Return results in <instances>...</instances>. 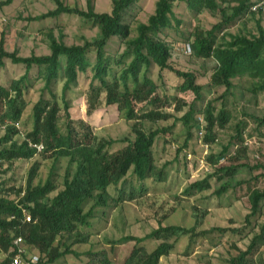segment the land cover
<instances>
[{
	"label": "trees",
	"instance_id": "obj_1",
	"mask_svg": "<svg viewBox=\"0 0 264 264\" xmlns=\"http://www.w3.org/2000/svg\"><path fill=\"white\" fill-rule=\"evenodd\" d=\"M15 0H0V10L9 7ZM55 3L54 10L40 16L29 18V21H40L47 18H57L60 15H76L88 21L92 27L99 30V37L93 41H85L82 45L66 46L61 39L48 36L50 54L22 57L16 49L9 52L5 49L6 36H0V71L5 68V60L13 65H23L25 72L14 78H6L0 83V167L6 164L11 168L16 160H30L36 156L41 160H52L53 166L60 158H67L69 166L62 180V188L58 190L53 170L50 171L44 183H35L38 178L41 161L36 160L30 166L23 185L18 188H6L5 182H0V254L4 256L0 264H10L14 252L13 240L20 237L27 248L22 256H30L28 252L39 256L41 264H53L66 255L89 257L88 264H111L105 251L77 252L73 244L81 233L94 232L95 223L106 216L108 209H114L124 201V197L135 198L134 191L146 193V181L164 182L167 178L165 169L168 164L158 168L153 154L154 142L160 134H170L174 123L187 125V137L183 143L187 146L192 132L200 128L198 117L203 118L205 135L203 143L210 146L214 142L215 127L224 128L230 120V114L223 105L218 112L213 101L205 104L195 119L193 103L185 104L180 98L171 101L166 95H159L158 84L150 77L153 66L158 69V77L163 80V72L172 73L179 80L175 86L179 93L191 92L194 102L202 99L203 87L197 83L192 72L174 68L169 60L171 47L163 41L160 35L180 21L174 15V8L184 4L194 16L204 10L218 12L221 20L210 30H196L188 42L190 53L202 59L212 58L215 63L211 75L213 87H223L224 95L231 89V81L237 77L248 76L256 80V90L264 92V28L261 19H255L256 34L223 33L231 23L246 16L256 18L258 13L251 11L256 0H235L236 5L230 8V13L216 4V0H156L153 13L146 23L136 27V35L131 38V30L124 23L125 13L138 3L139 0H111L109 13H98L89 5L86 10L69 7L61 0H51ZM262 13V12H261ZM221 33L220 41L216 36ZM118 40L120 48L116 52L107 51L110 43ZM119 49H122L120 52ZM93 55V61L90 56ZM80 75L89 80V93L86 99L87 113L91 114L96 107L95 101L104 94V105L115 106L125 120L132 122L133 138L125 137L120 140L96 141L92 132L84 130L77 135L71 128L69 105L65 101V93L76 85ZM8 79V80H7ZM42 81L43 88L40 98L31 110L32 127L21 134L18 125L24 110L29 105L27 95L33 88L34 82ZM61 81L63 111L66 123L58 125L60 107L57 97L52 92L53 83ZM47 93L49 98L43 94ZM174 105V112L187 110L179 119L165 112L167 104ZM145 104L138 113L136 106ZM150 109H146V107ZM173 119L169 127L155 128L153 125L160 121ZM259 125L264 124V113L256 119ZM147 123V125H146ZM246 123L236 125L235 140L241 144L244 140L243 129ZM86 129V128H85ZM21 136V137H20ZM123 145L114 152L110 148ZM32 145H41L38 151ZM230 143L222 147L219 157L209 154L207 160L213 166V172L202 180L193 182L185 188L184 193L201 192L210 189V180L218 181L225 177L231 178L237 172V166H219L218 158L225 157ZM242 147L241 150H245ZM75 163V168L71 165ZM131 172V173H129ZM1 173V172H0ZM131 176L137 186H131L134 191L126 193V178ZM120 186V187H119ZM222 186L214 193L223 195L228 190ZM114 188L117 196L110 194ZM131 189V190H132ZM56 191V194L51 196ZM127 194V195H126ZM51 196V197H50ZM264 192L253 190L249 195L250 210L245 216L243 227H252L261 218V202ZM29 217V221L26 218ZM244 228H220L197 231L195 226L183 228L180 226H162L143 236H123L113 242L115 245L133 243V247L121 264H159L175 248V243L181 237L191 241L207 238L214 233H242ZM82 237V236H81ZM74 238V239H73ZM73 239V240H72ZM173 241L171 242V240ZM72 240V241H71ZM148 240L160 241L148 252L143 243ZM264 243V224L258 234H255L245 249L233 244V254H229L227 264H258L254 257L259 246ZM232 245V244H231Z\"/></svg>",
	"mask_w": 264,
	"mask_h": 264
},
{
	"label": "rangeland",
	"instance_id": "obj_2",
	"mask_svg": "<svg viewBox=\"0 0 264 264\" xmlns=\"http://www.w3.org/2000/svg\"><path fill=\"white\" fill-rule=\"evenodd\" d=\"M69 7H76L86 10L89 5L98 13H109L111 10V0H61ZM156 0H139L124 15V23L128 24L131 30V38L136 35V27L140 23H146L148 17L153 13ZM217 6L230 13V8L236 5L235 0H216ZM55 3L51 0H15L9 7L0 10V36H6L5 49L9 52L17 50L18 55L27 57L32 54L43 56L50 54L48 48V36L51 34L56 39H62L66 46L82 45L85 41H93L99 37V30L76 15L63 14L57 18H47L40 21H29V18L40 16L46 12L54 10ZM174 15L180 21V25L172 22V27L160 35L161 39L171 47L170 64L181 71L192 72L196 76L197 83L202 89V99L194 102V95L191 92L179 93L176 85L179 82L175 76L168 72H163V80L158 77V69L153 66L150 77L158 84L159 95H166L174 102V98L182 99L185 104L193 103L196 114L204 108L205 104L213 101L216 112L225 106L230 114L229 122L224 128L215 127L214 142L210 144L208 152L199 145L196 138V131L192 132L191 139L187 146L183 143L187 137V125L181 122L160 121L153 125L155 128L169 127L174 123L170 134H160L154 142L153 154L158 168L165 163L168 164L165 172L167 178L164 182L146 181V193L130 189L137 186V182L129 175L126 178V193L134 191L135 198L129 199L125 196L114 209L106 210V216L95 223L92 233H81L73 244V250L77 252L105 251L111 264H121L133 247V243L115 245L123 236L143 237L155 230L159 223L162 226H180L183 228H196L197 231L209 230L211 228H244L242 233L226 234L214 233L207 238H199L196 241L188 237H181L175 243V248L167 257L160 259L159 264H227L229 254H233L231 246L235 244L241 249L249 244L251 238L258 234L264 224V200L261 202V218L252 227L245 225V216L249 213V195L253 190L264 192V124L259 125L256 119L264 113V92L256 90V80L248 76L237 77L231 81V89L224 95L223 87H213L211 85V75L214 72L216 63L210 59H202L194 56L187 50L188 42L192 38H187L194 31H208L221 20L218 12L212 13L204 10L198 15H193L187 10L184 4H179L174 8ZM261 19L264 28V13H258L256 18L246 16L234 21L223 32L228 34H256L255 19ZM223 35V34H222ZM221 33L216 38L221 40ZM120 48L118 40L110 43L107 51L114 53ZM122 52V49H119ZM94 56H90L93 61ZM6 66L0 71V83L6 78H14L25 72L23 65H13L9 60H5ZM7 79V80H8ZM61 81L53 83L52 92L57 97V104L60 107L58 125L61 127L66 123L63 111ZM43 88L42 81L34 82L33 88L27 95L29 105L24 110L18 128L23 136L31 130L32 119L31 110L36 101L40 98ZM89 93V80L85 75H80L76 85H73L64 95L65 101L69 105L71 118V128L77 135H81L84 130L92 132L96 141L99 140H120L125 137L133 138L131 132L132 122L125 120L115 106L106 107L104 105V94H101L96 107L91 114L87 113V96ZM49 98L45 92L43 94ZM145 107V104L136 106L138 113ZM150 107H146V109ZM187 110L184 107L181 112H174V105L167 104L164 109L179 119ZM246 123L243 129V142L235 140L236 125ZM147 125V123H146ZM63 128V127H62ZM86 128V129H85ZM0 129V137L3 135ZM21 137V136H20ZM230 143L225 153L223 161H218L216 167L237 166L244 164V167L237 166V172L231 178L225 177L218 181L216 178L210 180V189L201 192H191L185 194L184 190L193 182L202 180L213 172V165L206 159L209 154L219 157L222 147ZM123 145H114L110 152H114ZM246 147L243 151L242 147ZM221 158H218V160ZM40 160L38 178L35 183H44L51 170L55 174V181L58 190L62 188V180L66 173L69 161L67 158H60L53 166L52 160H41L36 156L30 160H16L11 168L6 164L0 167V182H5L6 188H18L25 182V176L34 163ZM203 160V162H201ZM75 168V163L71 166ZM131 173V172H129ZM228 190L220 197L215 195V191L222 186ZM120 187V186H119ZM56 191L51 194L55 195ZM110 194L117 196L114 188L110 189ZM127 195V194H126ZM50 196V197H51ZM82 236V237H81ZM74 239V238H73ZM72 239V240H73ZM71 240V241H72ZM173 239L171 240V242ZM160 241L148 240L143 243L145 249L152 251ZM232 244V245H231ZM28 254L31 256L30 251ZM36 255V254H33ZM4 256L0 254V262ZM89 257L79 258L73 255H66L53 264H88ZM258 264H264V243L259 246V250L254 257ZM95 264H99L95 262Z\"/></svg>",
	"mask_w": 264,
	"mask_h": 264
},
{
	"label": "built area",
	"instance_id": "obj_3",
	"mask_svg": "<svg viewBox=\"0 0 264 264\" xmlns=\"http://www.w3.org/2000/svg\"><path fill=\"white\" fill-rule=\"evenodd\" d=\"M251 11L255 13H264V0H256L253 5L251 6ZM187 50L190 51L189 46H187ZM198 122L200 124V128L197 132V140L199 145L204 149V151L208 152L209 145L206 143H203V137L205 135V131L203 129V118L198 117ZM34 148H36L38 151L41 150V145H32ZM222 157L221 160L223 161ZM203 162V160H201ZM26 221H29V217L26 218ZM13 248L11 249V252H14V255L11 259L10 264H38L39 263V256L38 255H31L27 258H23L22 256L26 253L27 248L23 245V241L20 237L15 238L13 240ZM41 264H45V259H43Z\"/></svg>",
	"mask_w": 264,
	"mask_h": 264
}]
</instances>
